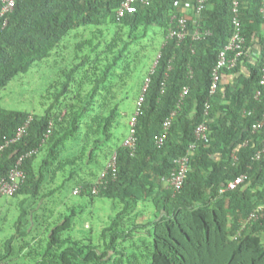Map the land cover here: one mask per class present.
<instances>
[{"label": "trees", "instance_id": "1", "mask_svg": "<svg viewBox=\"0 0 264 264\" xmlns=\"http://www.w3.org/2000/svg\"><path fill=\"white\" fill-rule=\"evenodd\" d=\"M124 1L18 0L6 26L0 17V91L62 49L73 30L95 27L93 38L83 43L90 52L63 72L66 80L44 114L0 104V145L32 117L27 134L0 154V179L21 153L39 149L24 162L26 180L14 195L23 196L17 202L15 233L0 246V264L16 259L17 264H264V242L254 230L264 218L242 229L252 211L264 205V190L252 191L254 184L264 183V154L255 159L264 144V125L253 128L264 116V0H238L246 45L258 52V59L253 63L247 55L235 68L221 69L212 95L220 51L235 31V0H207L200 15L192 7L189 14L183 9L196 0H154L118 19ZM174 16L187 17L191 34L197 28L211 34L199 40L188 35L178 42L169 36L177 25ZM158 35L164 42L154 71L147 74L151 82L132 151L124 145L128 133L121 130V105L147 48L143 40L151 46ZM243 65L249 75L242 72ZM76 74L80 78L74 92ZM186 87L189 92L179 106ZM175 110L159 147L155 137L165 132V120ZM205 120L212 141L193 152L184 183L174 191L167 183L176 159L187 154L196 127ZM114 156L116 174L103 176ZM242 174L251 186H245L247 181L227 189ZM70 180H76L78 195L91 203L96 197L113 201V212L104 225L101 220L97 233L93 227L85 235L73 234L79 203L71 206L62 198L64 209L48 207L46 199ZM145 203L152 211L138 212Z\"/></svg>", "mask_w": 264, "mask_h": 264}, {"label": "rangeland", "instance_id": "2", "mask_svg": "<svg viewBox=\"0 0 264 264\" xmlns=\"http://www.w3.org/2000/svg\"><path fill=\"white\" fill-rule=\"evenodd\" d=\"M94 26L80 27L73 30L63 43V48L56 50L54 54L43 61H37L27 73L16 75L13 80L0 91V104L8 109L30 111L36 114H44L54 102V95L61 88L62 82L66 80V75L63 73L76 64L80 58L90 52V46L85 41L93 38L91 30ZM99 38L95 39L97 43ZM164 37L158 35L154 40V44L149 46L148 41L143 40L142 44L147 45V48L140 53L137 69L133 72L129 85L125 92H128V99L121 105L123 112V126L121 130L129 132L130 120L134 109L136 110V101L139 97L141 87L144 80L160 55V48L163 45ZM142 46V45H141ZM140 47L137 48L139 50ZM135 69V65L133 64ZM80 75L76 74L74 80L71 82L72 91H77V82ZM68 93V96H71ZM74 94V93H73ZM127 123V124H126ZM75 181L70 180L61 191L55 194L54 197L46 199L49 208L64 209L62 198L70 203H79L81 207L77 209V216L75 217V226L73 234L75 236H82L88 233L93 227L95 233L99 230L102 219L105 224L109 214L113 212V201L109 199L95 198L93 203L90 202L89 197L80 196L75 193ZM23 198L14 196L0 195V246H3L4 241L15 233V222L17 220L18 201ZM57 201V202H54ZM148 204V205H147ZM140 204L138 212H151L152 206L149 203ZM73 206L72 204H70ZM66 207L68 205H65ZM65 207V208H66ZM145 213V214H146ZM102 221V222H103ZM102 225V226H103ZM11 264H17V259L13 260Z\"/></svg>", "mask_w": 264, "mask_h": 264}, {"label": "built area", "instance_id": "3", "mask_svg": "<svg viewBox=\"0 0 264 264\" xmlns=\"http://www.w3.org/2000/svg\"><path fill=\"white\" fill-rule=\"evenodd\" d=\"M152 1L154 0H125L122 6L117 11L118 19H120L126 13L136 12L138 9L139 3L149 5L152 3ZM1 2H2V9L0 12V17L5 18V21L3 24V27H4L6 26L8 22V15L14 11L18 0H1ZM206 2L207 0H196L195 5L194 3L188 4V7L190 8L192 7L193 9L196 10L195 13H197V15H200V13L205 8ZM262 10L264 12V8ZM233 11L235 15L233 19L235 31L232 37L230 38L228 44L224 47V49L220 51L217 65L213 71V80H212V85L210 89L211 95L214 94L219 87V82L221 79V74H220L221 69H223L224 67L235 68L238 65L240 59L242 57L247 56L250 51V48L246 45V38L243 34L242 24L239 19V15H238L239 13L238 0L234 1ZM174 19L177 20V25L170 29L169 36L176 38L178 42L183 41L188 35H192V39L194 40H199L211 34L210 30L202 31L200 28H197L191 34L192 31H190L189 29L188 19L186 16H179V17L174 16ZM156 63L151 69V72L154 71ZM150 82H151V77L150 75H147L141 87L139 97L136 101V110L134 111L131 117V120H130L129 132L124 140V145L129 147L132 151L136 150L137 117L145 101L146 93L149 89ZM260 84L262 88L264 89V68L262 71ZM262 88L257 90L256 97H259L262 94V91H263ZM188 92H189V87H186L181 94L179 106L181 105V103H183L184 98L186 97ZM206 113L207 115L209 114L208 110ZM176 114H177V111L175 110L165 120V123H164L165 132L163 134L156 135L155 140H156V144L159 147L164 145V142L167 139L168 130L170 129L172 125V120ZM31 120H32V117H29L28 120L22 126L18 128V130L16 131L15 135L12 138H10L5 143L0 145V154L11 144H14L17 141L21 140L27 134V130H28ZM208 121L205 120L198 124V126L195 129V141L190 143V145L188 146L187 154L180 156L179 158L176 159V165H175L174 171L172 172V175L168 179V183H167L169 187L174 188V191L180 190L184 183V180L190 169V163H191L190 156L193 154V152L199 147V145L209 146L212 141V136L210 133V127H209ZM263 125H264V116L262 118V121L256 122L253 125V128L256 131V130L261 129ZM51 131H52V125L48 129L47 136L50 135ZM38 151H39L38 148L30 149V150H27L21 153L17 157L15 164L11 168L8 175L0 179V195L12 197L17 193V191L21 188L22 184L25 182L26 176H27V173L24 169V162L28 158H31L33 155H35ZM263 154H264V144H263L262 149H260L256 153L255 159L260 160L263 157ZM116 170H117V163H116V156H114L109 161L108 167L102 173V175L105 176L107 172H112V174L115 175ZM247 181H249L248 175L242 174L236 177L234 180L230 181L229 184L227 185V189H236L237 187H240L241 185L247 183ZM75 193L78 194L79 189H75ZM263 208L264 207L259 206L254 211H252V213L249 215L247 220L244 222L242 229H244L247 224L258 221L263 215V212H264Z\"/></svg>", "mask_w": 264, "mask_h": 264}, {"label": "crops", "instance_id": "4", "mask_svg": "<svg viewBox=\"0 0 264 264\" xmlns=\"http://www.w3.org/2000/svg\"><path fill=\"white\" fill-rule=\"evenodd\" d=\"M189 3H186L184 5V12L189 14L191 12L190 7H188ZM258 44H256L255 48H257ZM248 58L250 59L251 62L254 63V60L258 59V52L250 50L248 53ZM242 72L246 73L249 75V68L246 67V65H243L242 67ZM252 182L249 181L245 186L248 187L249 185L251 186ZM264 190V183L263 182H257L252 186V191H262ZM264 207V205H261ZM261 218H264V212ZM256 234L261 238V240L264 242V220L256 224L255 229Z\"/></svg>", "mask_w": 264, "mask_h": 264}, {"label": "clouds", "instance_id": "5", "mask_svg": "<svg viewBox=\"0 0 264 264\" xmlns=\"http://www.w3.org/2000/svg\"><path fill=\"white\" fill-rule=\"evenodd\" d=\"M158 60V59H157ZM134 111H135V109H134ZM134 113V112H133Z\"/></svg>", "mask_w": 264, "mask_h": 264}]
</instances>
